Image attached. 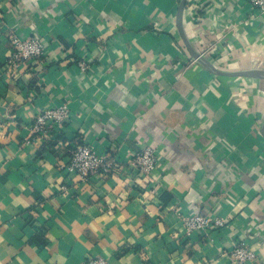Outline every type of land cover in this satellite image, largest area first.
<instances>
[{"label": "crops", "instance_id": "0c3cea01", "mask_svg": "<svg viewBox=\"0 0 264 264\" xmlns=\"http://www.w3.org/2000/svg\"><path fill=\"white\" fill-rule=\"evenodd\" d=\"M182 1L0 0V264H234L239 241L264 264V76L237 74L264 70V15L249 0H187L181 29ZM14 31L48 55L8 76ZM58 103L61 129L34 134ZM83 139L121 168L71 171ZM147 145L149 178L129 165ZM200 211L227 223L187 234L181 214Z\"/></svg>", "mask_w": 264, "mask_h": 264}, {"label": "built area", "instance_id": "2783aa9c", "mask_svg": "<svg viewBox=\"0 0 264 264\" xmlns=\"http://www.w3.org/2000/svg\"><path fill=\"white\" fill-rule=\"evenodd\" d=\"M257 10V14L264 15V0H249ZM11 52L6 58V74L13 76L20 73V67L28 66L32 62H42L47 58L48 52L44 42L37 37L25 38L18 32H12L10 36ZM82 71L91 67L90 58L77 60ZM70 116V108L67 103H58L44 107L36 116L32 130L36 135L51 136L61 129V126ZM129 165L146 178L151 177L159 166L158 154L150 145L137 152H133L129 159ZM68 168L79 174L84 180L100 175L108 177L121 168V164L114 158L113 150L99 152L93 145L84 139L77 141L70 150ZM227 223L225 216L216 212H195L181 214V224L187 234L194 231L209 233L211 230L224 227ZM234 264H254L258 261L257 252L244 242H236L231 252ZM85 264H109L103 255H89Z\"/></svg>", "mask_w": 264, "mask_h": 264}, {"label": "water", "instance_id": "95a60500", "mask_svg": "<svg viewBox=\"0 0 264 264\" xmlns=\"http://www.w3.org/2000/svg\"><path fill=\"white\" fill-rule=\"evenodd\" d=\"M186 1L187 0H183L180 8H179V12H178V24L180 26V28L182 29V20H183V13H184V9L186 6ZM183 34V33H182ZM183 37L184 34H183ZM185 42L190 50V52L192 53V55L198 59L199 61H201L203 64H205L208 68H210L211 71L215 72V73H224L220 70H218L214 64L208 60L205 56H203L201 53H199L198 51L194 50V48L190 45V43L187 41L186 37L184 38ZM230 74H236V73H230ZM237 74H242V75H255V76H264V70H250V71H246V72H238Z\"/></svg>", "mask_w": 264, "mask_h": 264}]
</instances>
